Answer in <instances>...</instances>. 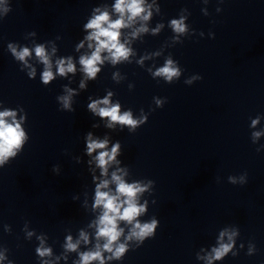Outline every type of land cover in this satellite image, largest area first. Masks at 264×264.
I'll use <instances>...</instances> for the list:
<instances>
[{
	"label": "clouds",
	"instance_id": "obj_1",
	"mask_svg": "<svg viewBox=\"0 0 264 264\" xmlns=\"http://www.w3.org/2000/svg\"><path fill=\"white\" fill-rule=\"evenodd\" d=\"M140 3L141 0H131V3L127 4V8L131 12L132 16H136L142 11L140 7ZM115 7L118 11L123 12L125 7V0H117V4L115 5ZM129 19H131V17H129ZM106 21H108V16L107 13H104L96 17L87 25V27L96 30L93 32L92 37H90V39L94 37L98 41V47L96 51L92 54V56L90 58L82 57L80 61L81 64L84 65L85 71L89 75V77H94L95 74L99 71V69L95 67V63L101 60L99 53L102 49H108L112 53L113 62L120 59L121 57L126 58L128 55V50L125 49L123 45H119L117 43L119 33L118 31H115L116 29H119L123 25V21L116 20L115 22L109 23L107 28L101 27V25ZM173 25L177 31L182 32L184 30L181 22L173 21ZM100 37H105L106 39L100 40ZM113 49L115 51H113ZM36 54L39 57H41V59L44 60V62L47 64V57L44 55V51L42 48L38 47L36 49ZM17 55L19 56L20 59H23L24 56L28 55V51L27 49H25L23 52ZM170 65H171V61L168 62V66H165L164 68L160 69L157 74H164L170 80L172 76L177 75V70L170 67ZM72 70H73V66L71 65V63H69L67 71H72ZM65 71L66 69L62 66V62H61V67L59 68V72L60 74H63ZM50 79H52V73L50 71H45L43 74L44 82L47 83ZM97 103L107 104L108 101L107 99H105L100 102H94L93 104H90L89 107L95 110ZM11 115L14 114L11 112L0 113V164L4 163V159L7 156L14 155V153L12 152V148L14 146L18 147L23 137V133L19 131V125H16L14 127L12 125L5 123L4 117ZM99 115L102 117H110L112 121H118L122 124H129L133 126L136 124V121H133L131 119L129 113H124L123 115H119L118 106H114L111 109L100 108ZM253 123H255V121ZM105 144L106 141L105 142L90 141L88 144V150L89 152H91L92 150L97 148L103 149L105 147ZM117 148L118 145L114 146L111 154H109L108 152H101L98 155L97 159L99 165L102 168L106 165L108 160H112L115 158ZM113 179L117 182L118 193L124 194L128 197V199L125 201V203H127L128 206L124 209L122 213H120L121 204L117 203V197L109 196L107 193L100 192L99 188L97 189L96 204L97 205L103 204L104 208L106 209V211L104 212V214L100 219V224L102 225V227L100 228L98 235L108 238V243L104 245L105 249L108 250H111L112 242L116 241L121 234V231L117 230V225H116L117 218L131 222L137 215L140 214V212L144 210L143 207H138L133 200L135 193L137 191H143V189H141L138 185H126L115 174H113ZM106 184L107 182H105L104 185H101V187L106 186ZM155 227H156L155 220H153L151 224H145L143 226L137 223L135 225V228L133 229L132 235L137 237H143L144 235L151 233ZM135 229H139V232H137ZM69 247L75 248V245L69 244ZM228 247L229 246L226 245L223 246L222 249L217 250L216 258L218 259L224 252H226ZM123 251H124V245H120V247L116 250V255L119 256L121 253H123ZM47 252L48 250H44L41 252V255H44ZM97 258H99V252L87 253L82 256V262L83 264H87L89 260L97 259Z\"/></svg>",
	"mask_w": 264,
	"mask_h": 264
}]
</instances>
